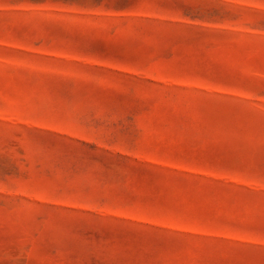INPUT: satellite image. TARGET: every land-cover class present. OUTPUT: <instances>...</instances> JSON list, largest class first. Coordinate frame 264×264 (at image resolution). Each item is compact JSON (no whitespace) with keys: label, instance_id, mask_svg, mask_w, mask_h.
Here are the masks:
<instances>
[{"label":"rangeland","instance_id":"obj_1","mask_svg":"<svg viewBox=\"0 0 264 264\" xmlns=\"http://www.w3.org/2000/svg\"><path fill=\"white\" fill-rule=\"evenodd\" d=\"M0 264H264V0H0Z\"/></svg>","mask_w":264,"mask_h":264}]
</instances>
